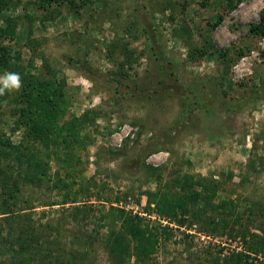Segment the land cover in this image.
Listing matches in <instances>:
<instances>
[{
  "label": "rangeland",
  "instance_id": "rangeland-1",
  "mask_svg": "<svg viewBox=\"0 0 264 264\" xmlns=\"http://www.w3.org/2000/svg\"><path fill=\"white\" fill-rule=\"evenodd\" d=\"M202 1L89 0L78 13H47L32 0H14L0 11V29H13L0 45L18 50L24 73L61 87L66 104L57 124L94 113L83 143L69 150L72 166L51 158L43 182L23 180L32 170L25 157L0 162V264H53L59 256L62 264H117L111 234L123 228L112 208L155 233L147 264H223L263 234L264 37L250 29L264 17V0H245L228 14ZM18 74L20 87L0 93V133L44 151L38 140L27 142L25 128L13 130ZM184 174L217 185L202 221L162 216L148 200L157 177L164 185ZM15 185L19 192L8 200ZM223 201L235 203L239 221L219 214ZM212 215L228 227L210 229ZM124 235L131 249L123 259L136 264ZM29 240L33 250L21 252Z\"/></svg>",
  "mask_w": 264,
  "mask_h": 264
},
{
  "label": "trees",
  "instance_id": "trees-1",
  "mask_svg": "<svg viewBox=\"0 0 264 264\" xmlns=\"http://www.w3.org/2000/svg\"><path fill=\"white\" fill-rule=\"evenodd\" d=\"M32 1L37 11H44L47 13L53 10L56 11L57 8L61 7L73 9L78 13L79 9H84L89 2V0ZM244 1L245 0H203L202 5H214L217 9L223 8L226 10L225 13L228 14L236 10ZM11 3H14V0H0V11L8 7ZM219 15L216 22L209 24L210 32L216 29L223 20L224 15L221 13ZM30 18L28 14L21 17L24 22L30 20ZM18 19H20V17H18ZM12 32L13 29L7 25L5 29H0V36L6 37L7 33ZM250 34L261 38L264 37V17L261 18L260 23L254 25L250 29ZM20 62L19 52L16 48L0 45V66L9 72L20 73L23 77L21 91L13 98L15 108L12 113L13 115H17V121L14 123L15 129L13 130L25 128L28 138L27 142L32 139L38 140L40 144L45 147V150H31L25 145L24 141L19 144H14L10 138H6L5 134L0 133V162L5 159L6 161H22L25 157L32 170L23 177V180L30 183H41L48 175L47 169L51 158H62V162L65 166H72L71 159L74 157L69 150L72 146H80L83 143L81 137L82 127L89 123V121H94V113L92 111H87L80 117H74L58 125L57 119H59L62 113V105L66 104V101L63 100L61 87H54L53 80L49 77H36L24 73V69L19 68ZM4 100L5 97L0 94V107L3 106ZM23 148L27 149L26 153H24ZM156 181L159 183V188H157L156 192H147L148 200L150 203L153 202L156 205L158 213L162 216L177 217L181 214L182 217H185V215L190 216L193 221H202L204 216H207L208 208L215 205L213 200L217 197L218 188L215 183L208 179L184 174L179 179L177 178L164 185H162V180L159 179V177H157ZM18 190V186L15 185L8 195V200L15 198L17 192H19ZM229 202L230 201H223L219 205L216 204L217 206H215V208L217 210L220 209L219 214H221L220 211H222L224 215H226V212H228V215L233 213L236 215L235 203L233 201L232 203ZM2 209L6 210V212L2 214L4 216L11 213L8 212L10 209L5 203L2 205ZM110 214L114 216L118 214V217L122 219V233L119 231L117 235L115 232L111 234L114 239L111 245V252L116 254L119 258L117 264H126L123 258L126 256V253L127 255L130 254L131 248L125 242V233L131 238L136 264H147V261L154 252L155 243H157L155 233L150 230L148 226L143 224L140 217L127 216L124 210L112 208ZM5 218L6 221H11L8 219L9 217ZM237 218H239V215H236V219ZM14 219L15 218L12 217V220ZM237 220L239 221V219ZM237 220L234 222L237 223ZM206 221L209 223V228L215 231H219L221 227L224 229L227 228L230 223L229 220H225L224 218L221 220L214 219L213 215L207 217ZM23 241L25 240H22V242ZM29 241L21 252L30 254L33 250L32 246L34 240ZM40 244L42 243L37 241L36 245L40 247ZM84 244H86V240H83L82 246ZM72 245L75 246V244L72 243L70 245L71 248ZM245 246L246 249L244 251H237L225 257L223 259V264H264V260L255 263L257 257L253 259L250 257L252 255H261L264 259V232L261 236L253 235V243H246ZM44 250H50V254H53V251L49 248ZM62 260L65 261L59 256L56 263L62 264ZM50 262H52V260H50Z\"/></svg>",
  "mask_w": 264,
  "mask_h": 264
},
{
  "label": "clouds",
  "instance_id": "clouds-1",
  "mask_svg": "<svg viewBox=\"0 0 264 264\" xmlns=\"http://www.w3.org/2000/svg\"><path fill=\"white\" fill-rule=\"evenodd\" d=\"M20 87V76L18 73H4L0 75V93L4 89H18Z\"/></svg>",
  "mask_w": 264,
  "mask_h": 264
}]
</instances>
